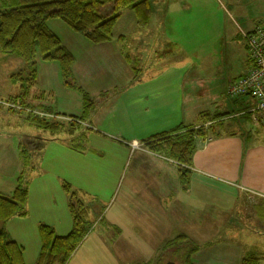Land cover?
Here are the masks:
<instances>
[{
    "label": "rangeland",
    "instance_id": "374dc122",
    "mask_svg": "<svg viewBox=\"0 0 264 264\" xmlns=\"http://www.w3.org/2000/svg\"><path fill=\"white\" fill-rule=\"evenodd\" d=\"M6 1L0 0V5ZM151 16L148 25L139 28L134 12L126 9L116 23L114 33L116 36L121 33L125 35L123 50L125 48L130 54L127 63L121 62L125 65L111 63L119 58V47L113 49L111 46L93 44L60 18L50 19L47 24L75 55L74 82L87 92L91 99L95 91L98 94L100 85L102 87L107 80L108 83L111 82L108 78L105 81L100 80V83L89 78L93 74H102L98 70L102 69V65L106 66L109 63L116 65L114 67L116 74L127 77L131 76L130 71L133 76L137 75L134 68L140 70L143 69V65L153 66L150 72L164 70L162 66L165 63L168 67L176 65V70H173L177 71L178 79L180 78L178 71H181L185 91L183 93L185 98L183 97L182 101L186 114L184 124L197 128L204 125V120L210 116V119L215 118L216 121L206 122L209 137L218 139L227 135L236 136L246 151L252 147L256 149L264 147V125L257 124L253 114L250 113L256 106V100L253 98L249 100L244 96L231 98L228 94L231 82L245 74L253 65L247 40L242 31L264 28V0H152ZM108 53L112 56L109 58L110 62L106 61ZM38 60L43 78L37 79L39 81L33 93L38 96H43L44 93L47 104L54 106V109H64L66 114H80L83 109L80 107L78 111L77 103L82 102L84 92L69 88L60 75L56 77L54 72H47L48 69L44 68L52 64L46 63L40 57ZM97 62L101 65L96 64ZM91 64L98 67V69L91 67L92 73ZM25 69L28 71L30 68H27L23 59L10 53L0 52V99H2L0 107L4 109L0 112V194L8 195L13 190L21 168L24 167L30 174L27 169L28 163L33 160L37 169L41 163V171L44 174L35 178L30 187L31 208L28 213L30 216L24 222L14 224V229L10 233L11 237L25 246L28 256L34 260L32 250L35 247L41 248L38 218L46 214L48 218L62 215L64 209L62 205L69 198V193L63 188V181L82 192L83 198L94 205L96 212L104 208L106 213L113 201L115 204L118 203L127 179L138 165H142L143 160L141 162L140 160L144 155L138 152L130 153L132 149L126 146L98 149L94 146V142L89 141V137L96 138L99 133L89 131L84 125L86 122L84 123L82 116L75 118L55 113L47 108V105L38 106L37 99L29 102L27 98L23 101L20 96L14 98L20 90L22 91L24 77L27 76ZM108 70L110 71L111 68ZM20 72L22 75L15 79L12 77L14 73ZM104 74L113 75L106 71ZM142 75L141 72L140 77ZM3 103L12 106L10 108ZM163 103L160 108L152 109L150 114L152 121L159 119L157 121L162 123L169 122L167 119L172 114L166 115V113H171V109L168 108L170 105ZM201 112L207 115L200 117ZM218 114L222 116H217ZM30 115L54 123L58 133L33 124L29 120ZM161 122L152 125L158 127L162 125ZM171 128L172 126L167 127L168 132L173 130H170ZM56 134L58 141L53 140ZM124 134L128 137L131 133L128 132L127 135V131H124ZM28 136L33 139V145L30 144ZM42 137L47 140L44 148L40 146L42 143L38 142V138ZM67 142L77 147L86 145V148L78 149L85 151V156H79L64 146ZM111 142L114 144V141ZM108 143L110 142H106L111 146ZM99 144L101 143H97ZM21 150L29 151L26 153L27 159L20 155ZM144 158L146 162L147 158L145 156ZM136 170L141 171L142 168ZM37 171L35 170L33 174ZM251 200L246 199L248 203ZM109 218L101 223L97 219L93 230L111 243L112 236L108 233L113 232L116 235L117 230ZM31 222L39 232L31 227ZM55 231L59 235L62 234L59 233L60 231ZM88 237L89 235L72 264H103L105 259L100 256L97 257L98 259L94 257L93 263L87 260L90 252L104 253L99 246L102 245L100 238L95 235ZM175 245L176 243L171 244L173 247ZM191 248L192 246L187 243H181L179 247L175 246L160 264H168L171 261L174 264H184L186 261L183 256L185 257ZM33 260L30 261L34 262Z\"/></svg>",
    "mask_w": 264,
    "mask_h": 264
},
{
    "label": "crops",
    "instance_id": "0c3cea01",
    "mask_svg": "<svg viewBox=\"0 0 264 264\" xmlns=\"http://www.w3.org/2000/svg\"><path fill=\"white\" fill-rule=\"evenodd\" d=\"M138 27L141 28L139 25ZM245 32L250 31H242V33ZM123 37L125 35L122 33L118 36L114 33L112 41L106 43H93L87 38L85 40L97 45L111 46L113 49L119 47L120 56L111 63L125 65L124 63L129 61V52L125 48V51L123 50L125 39ZM109 58L112 56L108 53V60L106 61L110 62ZM45 62L52 64L50 67H44L48 69L47 72L52 71L56 77L60 75L63 78L58 62ZM100 62L104 63L105 61ZM100 62L96 64L101 65ZM55 63L57 64L54 65ZM115 66L109 63L106 66L102 65V69H98L96 65L91 64V73V67L100 70L102 73L88 76L91 81L100 83V80L105 81L108 78L111 82L108 83L107 80L102 87L100 85L98 94L95 91L92 99L93 109L87 117L84 115L85 101L82 93V102L77 103L78 111H80V107L83 109L81 113L78 112L80 114H66L64 109H54V106L47 104L44 93L43 96L35 95L33 89L39 80L30 88L27 97L22 96L24 100L27 98L29 102L37 99L38 106L47 105L51 111L63 116H85L84 123H86L83 124L89 131L95 134L99 133L98 136H95L96 138L89 137V141L94 142L96 148L126 146L132 149L130 153H142L150 162L146 164L147 161L144 162L143 156L140 160V162L143 160L142 165L136 167L137 169L142 168V170L135 168L131 172V176L121 191L118 203L115 204L113 201L110 209L106 213L103 212L101 216L97 213L92 215L94 222L99 219L101 223L108 219L111 213L109 220L115 225L117 234L108 233L113 240L109 243L103 236L94 233L93 230L89 237L95 235L100 238L102 245L94 244L99 245L104 253L94 254L90 252L87 260L93 263L94 257L98 259L97 257L100 256L105 259L103 264L107 262L109 264H160L169 252L174 250L175 246L179 247L181 243H187L192 246L190 255L193 264H241L243 258L249 253H257L262 258V264H264V147L259 149L252 147L246 151L236 136L229 135L218 139L213 136L205 140L199 139L194 152L190 181L189 184L184 185L178 163L151 150L143 141L150 135L169 131L167 129L169 126H172L170 129L172 130L184 124V115L186 114L182 101L183 97L185 98L183 94L185 91L182 85L181 71H178L180 73L178 79L177 71H175L176 65L168 67L165 63L162 66L163 69L165 68L164 70L154 72H150L153 66L143 65V69L134 68L137 75L133 76L132 71H130L131 76L127 77L117 75L114 70ZM108 68L111 70L109 71ZM105 71L109 74L113 73V75L106 76ZM141 72L143 75L140 77ZM40 77L43 78V75L39 67L37 79ZM21 93L20 90L15 98ZM81 96L77 97L81 98ZM248 98L249 100L252 99L251 97ZM162 102H164L163 105H170L168 108L171 109V113H166V115L172 114L167 119L169 122L162 123L157 121L159 119L152 121L150 115L152 109L160 108ZM3 104L11 108V104ZM1 110L2 107H0V112ZM160 122L162 123L161 126L152 125L154 123L157 125ZM89 123L91 124L88 125ZM124 131H127V135L130 132V136L127 137ZM57 135L53 137V140L58 141ZM28 138L30 144L33 145V139L30 136ZM38 139V142L42 143L40 146L44 148L47 140L43 137ZM111 140L114 141V144H111ZM106 142H110L108 144L111 146L107 145ZM97 143L101 144L97 145ZM64 146L79 156L86 154L85 151L73 149L74 147L70 142ZM81 147L86 148V145L79 146V148ZM27 152L29 151L21 150L20 155L27 159ZM23 165L24 160L22 167ZM40 165L41 163L37 169L33 160L28 163L27 169L31 172L30 174L24 167L21 168L20 176L17 177L13 190L8 193L11 195L14 192L19 184V178L24 175L29 192L26 204L29 212V208H31L30 187L35 178L44 174ZM168 165L171 167L169 168ZM35 170L38 171L33 174ZM63 183L65 189L68 182L63 181ZM246 199L252 200L248 203ZM62 206L64 208L62 215L48 218L49 216L46 214L39 217L37 220L39 227L41 224L49 222L47 224L60 231L61 235L69 233L74 225L70 210V197ZM65 208H67V212H65ZM29 216L30 214L16 216L6 223L5 228L8 233L12 232L14 224L24 222ZM31 223V227L35 228L33 222ZM36 231L39 232L38 229ZM31 234L33 235V232ZM14 240L19 242L16 238ZM171 242L176 243V245L171 246ZM81 246L68 264H72ZM194 248L197 250L194 251ZM40 250L41 248L38 249L37 247L32 250L33 260L28 256L25 248L26 262L33 260L34 262L28 263H36ZM168 264H174V262L171 261Z\"/></svg>",
    "mask_w": 264,
    "mask_h": 264
},
{
    "label": "trees",
    "instance_id": "16d2710c",
    "mask_svg": "<svg viewBox=\"0 0 264 264\" xmlns=\"http://www.w3.org/2000/svg\"><path fill=\"white\" fill-rule=\"evenodd\" d=\"M0 7V52L20 57L27 64V68H30L29 72L24 70L27 76L24 77L22 95L19 96L27 97L30 88L37 82L39 57L48 62L56 61L61 67L66 85L84 92L86 117L93 109V101L87 92L74 83L76 57L49 28L47 22L60 18L91 42L106 43L114 38V27L126 9L134 12L140 27L148 25L152 14V0H7ZM19 75L22 72L14 73L12 77L15 79ZM206 115L203 112L200 117ZM210 118L207 117L204 125L197 128L181 124L170 132L157 133L143 140L151 150L178 163L184 185L190 181L198 140L209 138L206 122L216 121L215 118ZM29 120L41 128L58 133L54 123L46 119L30 115ZM70 144L73 149H79L73 143ZM65 189L70 197L73 228L69 233L59 235L53 226L41 224L42 243L36 263L26 262L25 246L14 240L5 228V224L14 217L29 213L26 205L29 192L24 175L19 178V184L11 195L0 194V264H68L93 230L95 222L92 215L95 209L92 203L86 202L83 193L73 189L71 184H66ZM103 209L95 211V214L101 216ZM190 254L191 251L183 258L187 264H193ZM241 264H262V258L257 253H249Z\"/></svg>",
    "mask_w": 264,
    "mask_h": 264
},
{
    "label": "built area",
    "instance_id": "2783aa9c",
    "mask_svg": "<svg viewBox=\"0 0 264 264\" xmlns=\"http://www.w3.org/2000/svg\"><path fill=\"white\" fill-rule=\"evenodd\" d=\"M253 65L242 76L236 78L228 88L231 98L251 97L256 106L250 113L259 125H264V28L243 33ZM12 106V105H11Z\"/></svg>",
    "mask_w": 264,
    "mask_h": 264
}]
</instances>
